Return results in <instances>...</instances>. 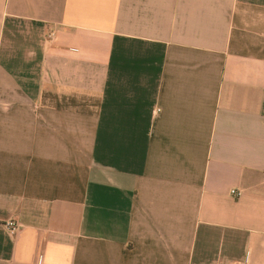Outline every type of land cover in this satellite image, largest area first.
<instances>
[{
  "label": "crops",
  "instance_id": "obj_1",
  "mask_svg": "<svg viewBox=\"0 0 264 264\" xmlns=\"http://www.w3.org/2000/svg\"><path fill=\"white\" fill-rule=\"evenodd\" d=\"M0 264H264V0H0Z\"/></svg>",
  "mask_w": 264,
  "mask_h": 264
},
{
  "label": "built area",
  "instance_id": "obj_2",
  "mask_svg": "<svg viewBox=\"0 0 264 264\" xmlns=\"http://www.w3.org/2000/svg\"><path fill=\"white\" fill-rule=\"evenodd\" d=\"M229 193L234 197H239L241 195V191L238 189H230ZM5 228L10 234H15L19 230L20 225L17 222L10 220L5 223Z\"/></svg>",
  "mask_w": 264,
  "mask_h": 264
}]
</instances>
